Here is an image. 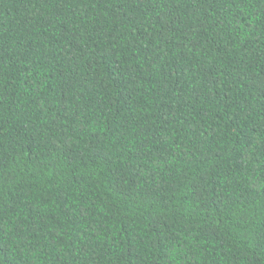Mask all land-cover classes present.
<instances>
[{
  "label": "trees",
  "instance_id": "obj_1",
  "mask_svg": "<svg viewBox=\"0 0 264 264\" xmlns=\"http://www.w3.org/2000/svg\"><path fill=\"white\" fill-rule=\"evenodd\" d=\"M0 264H264V0H0Z\"/></svg>",
  "mask_w": 264,
  "mask_h": 264
}]
</instances>
